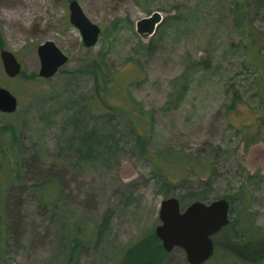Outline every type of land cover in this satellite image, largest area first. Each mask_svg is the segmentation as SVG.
Instances as JSON below:
<instances>
[{"label":"rangeland","instance_id":"374dc122","mask_svg":"<svg viewBox=\"0 0 264 264\" xmlns=\"http://www.w3.org/2000/svg\"><path fill=\"white\" fill-rule=\"evenodd\" d=\"M78 1L102 27L91 47L70 0H0V86L19 102L0 111V170L18 146L17 179L0 181V264H66L85 232L70 264H190L155 232L170 196L182 210L231 201L232 223L203 264H264V0ZM154 11L164 19L143 37L136 22ZM48 40L69 60L43 78ZM3 48L22 62L16 77ZM138 131L152 153L190 155L206 172L164 160L163 174L139 152ZM51 180L47 204L39 184Z\"/></svg>","mask_w":264,"mask_h":264},{"label":"water","instance_id":"95a60500","mask_svg":"<svg viewBox=\"0 0 264 264\" xmlns=\"http://www.w3.org/2000/svg\"><path fill=\"white\" fill-rule=\"evenodd\" d=\"M69 10L70 20L79 29L83 44L87 47L96 45L102 34L101 25L87 15L78 0H70ZM163 19L162 12L154 11L136 22L137 32L143 37L152 36ZM38 54L41 62L38 74L43 78L56 75L69 60V55L53 40L40 44ZM1 59L10 77L21 73L23 65L14 51L3 48ZM18 104L17 96L10 89L0 86V111L15 112ZM159 216L161 223L156 226L155 232L165 250L181 247L190 264H203L215 253L213 235L230 222V202L226 197L210 203L196 200L182 210L180 200L170 196L162 200Z\"/></svg>","mask_w":264,"mask_h":264},{"label":"trees","instance_id":"16d2710c","mask_svg":"<svg viewBox=\"0 0 264 264\" xmlns=\"http://www.w3.org/2000/svg\"><path fill=\"white\" fill-rule=\"evenodd\" d=\"M99 97L102 98L101 100L103 101V104H104L105 102H104V99H103V93L102 92L99 93ZM110 110L111 109H109V111ZM136 113H134V114H136ZM136 143H138V150L141 153V155L144 156L145 158H147L148 160L152 161L153 164L156 166V168L159 169L161 172H163V174L166 172L165 169L161 166V162L164 161V160L167 161V162H170L171 164H176V163L186 164L187 166L198 168L199 170H201L202 173L206 172L205 171V169H207V168H205L206 166L202 165V164H199V162L197 161L198 159H194L190 155H187V154H184V153H178V152L175 153V154L174 153H168V154H165V153L154 154V153H152V151H150L148 149V146H147L148 137H147V133H145V132H141V131L137 132ZM81 144L84 145V141L83 140L81 141ZM106 144L107 143H101V145L104 148L106 147L105 146ZM6 154L8 156V161L6 162V165H4V167L0 170V181L4 182L6 184H10V183L14 182L17 179V177L15 176V172H16V170L18 168H17V164H16L15 159L18 156V146L15 145L14 143H12L8 147V149H6ZM39 185H40V189H41V192H42L43 201L46 202L47 204H49L51 202H54L56 200L57 191L59 189L58 181L57 180L56 181H54V180L53 181L52 180L51 181H44L43 183H41ZM229 202H230V209L232 211L231 201L229 200ZM237 221L239 223H237L236 221L235 222L237 224H239V227H241L242 219L240 218V220H239L237 218ZM230 223H232L231 217H230ZM248 230H249L248 232H252V235H253L251 237V240L253 238L256 239V237L258 236L257 235L258 231H257V229L254 228V226L251 223H250V225H248ZM78 232H81V230L79 229ZM241 234L248 239V233H245L244 231H241ZM87 236H88V234L85 232L84 236H82V234L80 233V235L76 237L75 245L73 247V251H72L71 256L68 259L66 264H70L69 261L72 260L74 252L76 251L77 246L81 242H83L85 240V237H87ZM2 238H3L2 234H0V252H1ZM142 239H144V237L140 238L136 242V244L140 243V240H142ZM141 249H143V248H141Z\"/></svg>","mask_w":264,"mask_h":264}]
</instances>
